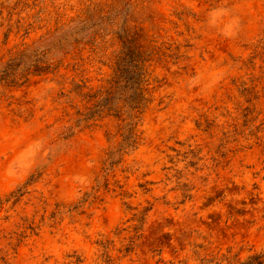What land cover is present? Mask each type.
<instances>
[{
	"label": "rangeland",
	"instance_id": "rangeland-1",
	"mask_svg": "<svg viewBox=\"0 0 264 264\" xmlns=\"http://www.w3.org/2000/svg\"><path fill=\"white\" fill-rule=\"evenodd\" d=\"M126 50L146 100L134 148L113 87ZM256 254L264 0H0V264Z\"/></svg>",
	"mask_w": 264,
	"mask_h": 264
},
{
	"label": "trees",
	"instance_id": "trees-1",
	"mask_svg": "<svg viewBox=\"0 0 264 264\" xmlns=\"http://www.w3.org/2000/svg\"><path fill=\"white\" fill-rule=\"evenodd\" d=\"M41 54L37 56L32 67H40L42 58ZM140 60L137 56L131 51L126 50L121 54L117 62V73L114 80L115 89L119 92L120 95L126 98V103L128 105L129 113V124L126 130L125 146L127 148H134L136 145V137L134 132V119L136 118L137 112L142 108L146 103V100L143 98V90L141 88V69ZM126 83L125 86L121 84ZM118 88V89H117ZM114 93L115 94H117ZM110 93V92H109ZM111 94V93H110ZM240 264H264V255L256 254Z\"/></svg>",
	"mask_w": 264,
	"mask_h": 264
}]
</instances>
